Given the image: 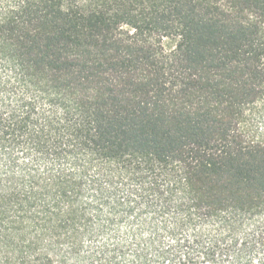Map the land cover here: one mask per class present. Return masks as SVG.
<instances>
[{
  "label": "trees",
  "instance_id": "16d2710c",
  "mask_svg": "<svg viewBox=\"0 0 264 264\" xmlns=\"http://www.w3.org/2000/svg\"><path fill=\"white\" fill-rule=\"evenodd\" d=\"M123 178L264 254V0H0V264L79 262Z\"/></svg>",
  "mask_w": 264,
  "mask_h": 264
},
{
  "label": "rangeland",
  "instance_id": "374dc122",
  "mask_svg": "<svg viewBox=\"0 0 264 264\" xmlns=\"http://www.w3.org/2000/svg\"><path fill=\"white\" fill-rule=\"evenodd\" d=\"M110 187L108 194H85V201L95 208L94 224L100 228L85 239L82 258L75 264H253V258L254 264H260L261 252L239 260L234 256V240H244L253 229L251 221L237 229L235 236L222 229L221 216L188 221L174 230L176 221L184 218L173 207L162 211L155 203L145 206L138 184L126 178ZM207 251H212L209 257L213 252L215 256L210 259Z\"/></svg>",
  "mask_w": 264,
  "mask_h": 264
}]
</instances>
